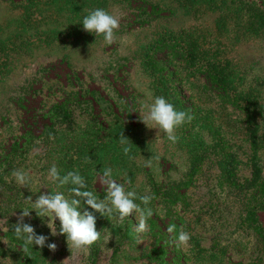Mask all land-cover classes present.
I'll list each match as a JSON object with an SVG mask.
<instances>
[{
    "label": "rangeland",
    "instance_id": "1",
    "mask_svg": "<svg viewBox=\"0 0 264 264\" xmlns=\"http://www.w3.org/2000/svg\"><path fill=\"white\" fill-rule=\"evenodd\" d=\"M249 1L162 0L173 13L163 11L164 17L146 20V9L137 0H0V174L7 185L0 184V264H65L71 255L66 236H52L35 210L24 222L38 235L47 236L46 244L56 243L55 252L47 246L30 245L25 253L23 240L13 231L23 209H31L29 196L34 201L40 194L60 191L73 198V185L58 187L48 178L53 165L61 177L78 172L87 185L83 190L103 192L98 199L106 195L102 173L109 167L112 178L126 191L149 195L152 182L155 189L166 190L172 182L183 180L193 160L190 149L197 147L208 148L191 184L184 188L189 207L183 212L187 229L181 230L190 240L178 246L183 263L264 264L258 236L245 219L246 197L253 184L264 180V145L253 152L243 127L247 125L245 115L210 97L201 75L190 77L200 79L196 83L201 87L191 90L204 121L192 126L190 138L186 136L190 125L176 129L175 143L163 133L157 136L159 130L149 129L138 113L142 102H150L149 96L171 100L170 91L156 87L144 72L141 60L154 36L179 30L192 36L201 62L207 54L227 60L241 88L253 91L264 103V12L255 9L257 6L246 7ZM97 8L120 19L110 45L102 36L83 30V18ZM196 67L190 64L188 70L197 71ZM79 86L83 99L89 96L84 90L94 91L95 109L71 103L68 115L56 114L53 132L33 139L24 153L12 151L3 160L25 129L42 126L45 119L40 115L60 102L63 92ZM118 96L126 102L127 111L111 105ZM120 120L129 128L122 127ZM122 132L127 145L120 143ZM214 144L232 152L230 176L215 161L210 150ZM125 146L130 147L128 155ZM14 170H23L30 177L29 187L17 184ZM156 201L158 214L165 215L160 196ZM84 207L93 211L81 201L80 210ZM177 210L183 211L180 206ZM59 223L57 219V228ZM137 224L135 213L122 224L96 213L100 239L79 256L78 264H155L144 257L155 237L149 226L143 234L136 233ZM106 236L111 237L107 243Z\"/></svg>",
    "mask_w": 264,
    "mask_h": 264
},
{
    "label": "trees",
    "instance_id": "2",
    "mask_svg": "<svg viewBox=\"0 0 264 264\" xmlns=\"http://www.w3.org/2000/svg\"><path fill=\"white\" fill-rule=\"evenodd\" d=\"M137 1L146 9L144 10L146 20L164 17L166 14H163V11H168L167 14H172L174 10L162 4V0ZM256 1H258L257 5L253 4L255 0L245 2L247 4L246 7H250L251 9L253 6H257L255 9L259 12H264V0ZM249 3L251 5L248 6ZM199 54L200 51L198 52L197 48H195L194 40L187 31L166 32V34H158L151 39V42L143 51L141 65L144 72L150 76L156 87L166 89L167 92L170 91L168 97L177 110L185 111L193 117L191 122H185L183 124L190 125L186 134L188 138L191 137L189 135H191V131L193 130L192 126L204 121V116L198 109L196 95L191 90L192 86L196 88L201 87L196 83L200 79L193 78L192 80L190 77L201 75V79H204L208 85L204 87L210 97H215L222 107L238 110L242 115H245L247 120V125L243 126L245 127V134L247 135V140H249L253 152L256 153L261 147V143L264 145L263 101L253 91L241 88L238 77L235 75L233 67L229 65L227 60L221 61L217 59L215 54H207L206 60L201 62L200 57L202 55ZM198 63L200 64L196 67ZM190 64L195 65L197 71H189ZM184 68L187 69V73L185 74L182 73V69ZM124 83L126 84L127 82L123 79L122 84L124 85ZM127 86L129 87V85ZM187 88L188 91L185 93L184 91ZM81 89L83 87L79 86L78 90L72 88L70 91L63 92L59 96L61 98L60 102L53 104L40 115L45 119L42 126L33 129L32 125L31 128L25 129L22 135L23 138L20 137L21 140H18L19 142L17 141L11 144L10 151L5 155L3 160H7L12 151L14 153L16 151L21 154L24 153L26 147L31 144L33 139L47 136L53 132L56 114L61 112L68 115L70 113L71 103H85L86 110L95 109V100L97 99L93 95L94 91L84 90L89 96L83 99ZM116 99L113 103L111 102V105L113 104L117 108H122L127 111L126 102L120 96ZM119 122L122 127L129 128V125L125 123L126 121L120 120ZM192 134L197 135L194 132ZM190 142L193 144L192 141ZM215 146L216 144L210 149L216 159L215 161L221 168V172L226 176H230L232 169L230 164L234 162L232 158L233 154L232 152H225L223 147L217 148ZM207 148L197 147L193 150L190 149L193 160L183 180L178 183L172 182V185H168L166 190L155 189L156 184L152 182L153 188L149 195L153 198L150 204L144 205L139 199L135 201L140 204L141 208H151L153 211V215L147 219V223L151 234L155 237V241L153 242L152 248L146 252L144 257L152 260L155 264H184L183 260L185 258L177 242L181 229H187L183 212L186 211L185 209H188L189 201L184 188L191 184L195 173L199 169L200 163L207 156ZM220 152L224 153L218 158L217 154ZM254 179L256 180V177ZM254 179L252 178L251 181ZM0 184L1 187L7 186L2 178V174H0ZM252 189L253 191L247 195L245 201V219L258 236L261 248L264 251V217L262 219L259 217V215H264V180L253 184ZM102 193L100 192V194L95 195L99 197ZM157 196H160L161 203L165 206V215L163 216L158 214ZM179 206L183 211L179 212L177 210ZM169 225H175V230L172 233L167 231Z\"/></svg>",
    "mask_w": 264,
    "mask_h": 264
},
{
    "label": "clouds",
    "instance_id": "3",
    "mask_svg": "<svg viewBox=\"0 0 264 264\" xmlns=\"http://www.w3.org/2000/svg\"><path fill=\"white\" fill-rule=\"evenodd\" d=\"M83 30L95 34L96 37L102 36L107 44H112L115 40V32L120 27V19L106 11L97 8L92 10L82 20ZM150 102H142L138 112L140 120L149 129H158L157 136L163 133L167 139L173 143L177 141L176 129L185 122H191L193 117L185 111H180L163 96L152 98ZM120 143L128 144L123 132L120 134ZM124 154L128 155L130 147L123 148ZM19 186H28L30 177L23 170H14L12 173ZM113 170L109 167L103 170L102 183L106 186V195L103 199L88 190L84 178L76 171H70L61 177L57 167L53 165L48 173V178L56 183L58 187L71 184L70 194L73 198L68 199L63 192L40 194L34 201L31 196L27 199L31 202V209H23L20 213L18 222L14 225L15 237L23 240L21 249L27 253L29 246L38 245L40 248L47 246L52 252L57 250L56 243H47L48 237L38 235L34 227L25 223V217L31 216V210H35L36 215L45 220L51 230L52 236L65 235L71 255L64 260L65 264H78L81 254H87L90 247L100 239L101 232L96 229V213L108 217L111 221L118 219L122 224L125 218L136 214L138 224L135 232L143 234L148 230L147 219L153 215L151 208H141L136 203L137 199L144 205L150 204L152 196L139 195L136 191H126L123 184L118 183L112 178ZM127 182V181H125ZM81 201L84 205L90 206L93 211L84 207L81 211ZM59 220V228L56 221ZM175 225H169L167 231L172 233ZM111 239L105 237L106 243ZM190 240V235L181 230L178 236V246L186 245ZM8 243L7 240H4Z\"/></svg>",
    "mask_w": 264,
    "mask_h": 264
}]
</instances>
